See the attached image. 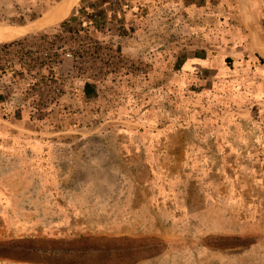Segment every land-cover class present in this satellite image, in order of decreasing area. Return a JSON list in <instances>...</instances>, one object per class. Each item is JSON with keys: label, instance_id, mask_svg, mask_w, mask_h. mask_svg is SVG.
Returning <instances> with one entry per match:
<instances>
[{"label": "rangeland", "instance_id": "1", "mask_svg": "<svg viewBox=\"0 0 264 264\" xmlns=\"http://www.w3.org/2000/svg\"><path fill=\"white\" fill-rule=\"evenodd\" d=\"M62 1L0 0V264H264V0L102 2L125 76L63 55L51 112L15 116L51 87L19 74L38 35L94 2L41 26Z\"/></svg>", "mask_w": 264, "mask_h": 264}, {"label": "trees", "instance_id": "2", "mask_svg": "<svg viewBox=\"0 0 264 264\" xmlns=\"http://www.w3.org/2000/svg\"><path fill=\"white\" fill-rule=\"evenodd\" d=\"M83 0H81L82 3ZM89 6L82 8V11L77 18L75 17L73 11L70 17L63 21L56 33L52 36L48 34L38 35L45 44H47L48 49L52 51L46 61L40 62L39 67L35 68V72L32 70H25L24 66L20 65L19 74L26 71L29 76V81L31 86H39L41 81H45V86H51L49 90L44 93H40L35 90L33 94H30L31 102H25L21 108H18L13 114L20 117L23 112L27 111L30 119L42 120L45 116L51 112V109L57 104L58 97L57 93L60 90L54 89L53 84L55 80L56 70L62 65L61 56H68L71 59L70 67L75 71L76 76L73 79L78 80H93L96 79L97 75L100 81L105 82H115L118 77L125 76V74H119L117 72H112L111 66L104 62L101 58L103 51L109 55V59L117 54L113 50V44L99 43L97 40L91 38L90 33L97 32L99 30H104L107 27V13L114 10L112 3L108 4V7H101V3L107 0H93ZM183 2H189L190 0H182ZM110 2V0H109ZM88 9L91 10L87 11ZM74 22H79L78 25L74 26ZM36 36H34L35 38ZM22 41H15L9 44L2 45L3 49L20 45ZM103 44V46H102ZM106 54V55H107ZM120 58V54H117ZM86 59L90 61H86ZM100 61L102 63V68H97L95 63ZM45 69L46 74H41L40 70ZM14 73V72H13ZM46 75V76H44ZM88 75V76H87ZM111 75H115L114 78L110 79ZM127 75V74H126ZM24 80V78H23ZM100 82V83H101ZM90 85H86L88 88ZM23 96V95H22Z\"/></svg>", "mask_w": 264, "mask_h": 264}, {"label": "bare ground", "instance_id": "3", "mask_svg": "<svg viewBox=\"0 0 264 264\" xmlns=\"http://www.w3.org/2000/svg\"><path fill=\"white\" fill-rule=\"evenodd\" d=\"M80 0H64L55 5L40 21V25L49 26L63 20ZM12 37V34L0 28V43Z\"/></svg>", "mask_w": 264, "mask_h": 264}]
</instances>
